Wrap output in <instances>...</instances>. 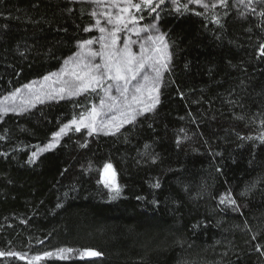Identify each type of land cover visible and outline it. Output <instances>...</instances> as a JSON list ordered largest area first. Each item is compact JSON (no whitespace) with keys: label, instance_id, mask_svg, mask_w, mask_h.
Listing matches in <instances>:
<instances>
[{"label":"trees","instance_id":"obj_1","mask_svg":"<svg viewBox=\"0 0 264 264\" xmlns=\"http://www.w3.org/2000/svg\"><path fill=\"white\" fill-rule=\"evenodd\" d=\"M91 2L0 0V100L59 70L90 38ZM205 2L216 7L177 12L165 0L155 13H136L138 28L155 24L165 35L169 67L156 108L119 132L72 128L29 163L98 97L0 114V251L26 256L0 264L62 248L74 251L33 264H264V143L256 138L264 132V3L253 13L237 0ZM105 164L121 188L116 199ZM229 192L236 210L220 203ZM84 249L103 255L81 258Z\"/></svg>","mask_w":264,"mask_h":264},{"label":"snow or ice","instance_id":"obj_2","mask_svg":"<svg viewBox=\"0 0 264 264\" xmlns=\"http://www.w3.org/2000/svg\"><path fill=\"white\" fill-rule=\"evenodd\" d=\"M172 4L175 6V11L180 12L182 9L188 11V4H199L205 9L215 8L216 4L206 3L205 0H187V3L181 4L180 0H171ZM219 5L226 7L228 0H217ZM256 0H237L239 5H246L250 8L251 12L255 13L256 8L253 6ZM264 3V0H260ZM93 4L102 6L105 8H114L115 12L107 11L101 12L100 15L104 17L106 24L111 25V28L106 26H101V21L97 19L95 21V27L98 28L101 35L99 38L100 48L99 50H94L91 45L94 40L88 39L80 42V48L82 51L77 52L75 57H70L65 61L66 67L61 70L59 75L57 73H50L48 76L44 77L45 81H48L51 77L58 75V80L53 81V83H59V87L53 89L52 92H47L44 95L50 99H60L64 98V95L68 96H79L82 93L96 92L101 90L104 92L108 99V103H105V99L102 97L100 100V108L104 109L107 107L109 111L117 109L119 111V117H113L112 120L108 122H101L99 128L97 127L96 119L101 112L97 110L96 106H93L88 115L85 116L83 113L80 115V119H72L67 124H64L59 131L53 133V139L45 145L43 148L37 147V150L32 152L29 158V163H33L35 158L40 152L46 151L51 148H55L60 142V137L66 135L68 131L72 130V126L75 125V131H80L81 128L89 129V135L97 131H108L116 132L120 131V128L124 124L132 123L136 120L138 115L142 113H147L153 111L159 104V88L160 81L162 78L161 69L167 70L169 65L166 62L170 57L166 54L168 44L165 41V35L160 34L155 38L149 36L148 40L152 41L153 47L151 50L145 47L144 44L140 45V52L135 53L132 50L131 45L135 41L131 40V37L121 41L119 33L127 29L129 32L134 31L137 36L143 29L139 28H129V24L135 25L138 20L144 19L143 16H137L136 13L143 12L145 9L149 13H155L157 8L165 3V0H92ZM134 10V11H133ZM198 15H203V13H197ZM93 17L97 16V12L93 11L91 13ZM241 16L245 13L241 12ZM261 17H264V10L259 12ZM217 24L220 23L219 19H216ZM152 29L157 32L159 29L155 24L150 25ZM90 29L85 28L84 31L88 32ZM157 42L159 45L156 46ZM122 43V47L118 45ZM152 54H149V53ZM155 54V55H153ZM258 56L264 58V43L260 44L258 49ZM100 58V62H96V58ZM151 61V68L155 75L153 77L148 76L145 73L146 66L149 65ZM70 77V79H64L63 77ZM138 77H142L143 83L137 82L134 85V91L129 94V84L132 81H136ZM107 83V86H105ZM24 88L30 89L32 85L26 84ZM115 89L118 96L112 95V91ZM20 89H16L14 92L10 93L9 96L0 100V114H6L9 111H17L15 106H6L5 102L11 99L15 101L17 95L20 93ZM36 101L43 103L40 96H35ZM26 105L34 106L33 100L31 98L23 101ZM139 107V111H137ZM20 111L25 110L20 108ZM243 119V117H240ZM261 125H264V120L260 121ZM262 143H264V132H262L258 137ZM247 139H253V137H247ZM112 168L111 164H105L104 169L110 170ZM116 174L112 171L111 180L104 179V186L110 190L111 199H116L121 192L120 186L116 183ZM159 187V183L154 185ZM245 193H242V195ZM221 204L227 206H232L234 210L238 208L237 201L232 198L231 193H227L220 199ZM59 206V205H58ZM193 227H196L195 225ZM256 237L253 236V239ZM257 250H260V246L257 245ZM73 249H58L56 253L44 252L41 255H36L28 260V264H33V262L42 261L44 258L52 257L57 255L60 259L67 258L66 254L73 253ZM103 253L95 249H84L81 253V258L85 256L100 257ZM14 256L21 260L26 259V256L21 253L16 252H4L0 251V257Z\"/></svg>","mask_w":264,"mask_h":264},{"label":"rangeland","instance_id":"obj_3","mask_svg":"<svg viewBox=\"0 0 264 264\" xmlns=\"http://www.w3.org/2000/svg\"><path fill=\"white\" fill-rule=\"evenodd\" d=\"M89 1L91 2V0H89ZM91 6L94 9V11L97 12V16L94 17L95 19L93 20L92 26L89 27V29H90L89 32H91L92 34H91L90 38H88V39L94 40V43L91 45V47L94 50H99L100 43L98 41H99L100 36L101 35H104V34L100 33V31L98 30V28H96L94 26L95 25V21L97 19H99L101 21V26H106L108 28H111V25H107L104 17L100 15L101 12H106L105 11V7L98 6V5L93 4V3L91 4ZM133 27L138 28L137 24H135V25L129 24V28H133ZM139 29H141V28H139ZM119 35L121 37V41L127 39L128 37H131V40L132 41H135V43L131 45L132 50L135 53H139L140 52V45L141 44H144L146 48H148L149 50H151V48L153 47V44H152V41L148 40V37L151 36V37L155 38L157 35H160V33H159V31L157 32L155 29H152L151 27L144 26L143 31L140 32L139 36H137L134 31L129 32L127 29L125 30V32L119 33ZM118 46L119 47H122L123 45H122V43H120ZM156 46H161V45H159V42H157V45ZM77 49L78 50L76 51V53L82 51L81 48H80V45L77 47ZM76 53H74V55L71 56V57L74 58ZM149 54H152V53L150 52ZM166 54H167V50H166ZM153 55H155V54H153ZM68 59H66V60H68ZM96 62H100V58L99 57L96 58ZM150 65H151V61L149 62V65L146 66V69H145V73L144 74H147L148 76L153 77L155 75V73L153 72V70H152V68H151ZM65 67H66V65H65V62H64V64L62 65V67L59 70H57L55 72H52V73H57L59 75V73L61 72V70L64 69ZM161 71H162V69H161ZM58 75L51 77L48 81H45L44 80V77L40 78L39 80L30 81L28 83L29 85H32V87L30 89L24 88V87L19 88L21 91L17 95L15 101H12L11 99H9L8 101L5 102L6 106H10V107L11 106H15V107H17V111H9V112L18 113L20 111L19 110L20 108L26 109V107L31 106V105H26V104L23 103L24 100L29 99V98H31L33 100V104L38 103V101H36L34 99L35 96H37V95L40 96L42 100H48V99H50L47 96H45L44 94L47 93V92H52L53 89H56V88H58L60 86L59 83H53V81L58 80ZM63 78L64 79H70V77H67V76H65ZM138 81L141 82V83L144 82L142 80V77H138V79L136 81H132L131 84H129V86H128L129 87V94H131L134 91V85ZM105 86H107V83H106ZM93 94L96 97H98V98L96 99V101L92 105V107L93 106H96L97 110L101 112V115H99L97 117V119H96V123H97V127L98 128H99L101 122H108V121L112 120L113 117H119V111L117 109H113V110L109 111L107 109V107H105L104 109H101L100 108V100H101L102 97L105 99V103L106 104L108 103V99L105 96V94H104L103 91L97 90L96 92H93ZM112 95L118 96L119 93H117L115 91V89H113ZM7 96H9V95H6L5 97H7ZM69 97H75V96L64 95V98H69ZM57 99H60V98L57 97ZM139 110H140L139 107H137V111H139ZM89 111H88V113H89ZM88 113H86L85 116H87ZM79 119L80 118H78L77 120H79ZM72 128L75 129V125H73ZM83 129H85L87 132L90 131L87 128H83ZM100 132L105 133V131H97V133H100ZM107 133H112V132L111 131H108ZM52 139H53V137H52ZM43 147L44 146H42V148ZM40 153H42V152H40ZM102 177L104 179L111 180V178L107 177L105 170L102 173Z\"/></svg>","mask_w":264,"mask_h":264},{"label":"water","instance_id":"obj_4","mask_svg":"<svg viewBox=\"0 0 264 264\" xmlns=\"http://www.w3.org/2000/svg\"><path fill=\"white\" fill-rule=\"evenodd\" d=\"M105 171H106L107 177L111 178L112 170L110 169V170H105ZM87 258H89V257H87ZM92 258H94V257H92ZM92 258H89V259H92Z\"/></svg>","mask_w":264,"mask_h":264}]
</instances>
